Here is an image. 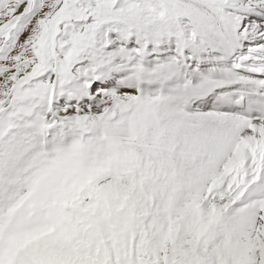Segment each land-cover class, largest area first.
I'll return each mask as SVG.
<instances>
[{
  "label": "snow or ice",
  "instance_id": "obj_1",
  "mask_svg": "<svg viewBox=\"0 0 264 264\" xmlns=\"http://www.w3.org/2000/svg\"><path fill=\"white\" fill-rule=\"evenodd\" d=\"M0 264H264V0H0Z\"/></svg>",
  "mask_w": 264,
  "mask_h": 264
}]
</instances>
